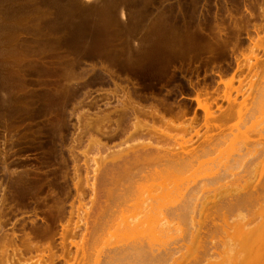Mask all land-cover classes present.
Wrapping results in <instances>:
<instances>
[{"label":"rangeland","instance_id":"rangeland-1","mask_svg":"<svg viewBox=\"0 0 264 264\" xmlns=\"http://www.w3.org/2000/svg\"><path fill=\"white\" fill-rule=\"evenodd\" d=\"M120 13L124 14L126 20L120 18ZM250 27H255L257 31L251 32L248 29ZM218 29L222 33L221 37L218 36L219 32L216 33ZM245 32L249 37L253 34L250 40L242 38ZM258 37L259 42L263 43L264 0H0V240L4 233L7 236L13 234L8 237L16 238V245L23 241L22 238H26L23 245H17V248L20 247L26 256L30 252L33 258L39 252L46 253V263L49 264H96L93 262L96 258L102 261L105 258L102 257L109 255V251L115 246H120L125 241L127 243L136 236H142V239L144 237L145 241L152 240L146 225L135 234L128 233V236L122 230L125 220H131L136 212L138 214L140 205L142 209L150 206L155 208L153 219L163 225L170 218V209L178 208L187 201L190 216L187 214L185 218L180 215L182 219L177 217L173 222L176 231L170 237L156 242L153 238L154 243L150 240L147 242L143 261H148L143 264H238L247 261L246 256L256 244L262 247L259 239L261 243L264 242V45L262 44V50L254 48L256 59L262 60V64L260 61L257 65H252V70L248 67L251 64H243L252 44L258 43ZM206 59L210 63L227 62L230 66L234 63L237 65L235 70L226 67L218 86L225 92L222 81L234 75L232 84L234 88L239 87L240 93L233 89L230 95L235 96L237 103L243 101V116H233L223 121L219 118L206 119L208 123H213L214 120L218 124L225 122L223 132L215 128L205 130L204 119L202 124H195L193 121L183 120L182 116L177 117L178 120L181 118V123L183 120L193 124V130L190 131L198 129L202 139L193 133L191 136L190 132L189 135L180 133V129L172 131L173 134L177 133V141H180L181 134L187 135L184 138H193V143H190L192 146H186V149H192L191 159L187 156L190 161L184 159L189 163L178 160L175 163L177 166H154L156 171L149 172V169L144 168L145 164L148 168V156L140 151V145L148 138L145 137L147 134L142 137L132 129V135L125 136L130 131L129 128H132L131 123L134 121L131 120H134L135 115V121L137 118L140 119L139 122L145 117L140 115L138 109L131 111L129 104L125 114L120 113L124 110L122 104L116 102L117 97L120 99L123 94H120V90L130 93L128 97L135 99L134 104L136 98L141 103L137 94L142 91L141 87H146V91L155 90L160 82L174 80L178 74H187L193 64L201 65ZM247 59V62L251 59L252 64L256 60L253 56ZM49 62L52 63L47 67ZM42 63L48 64L44 66ZM196 69L199 67H195ZM57 75L61 78H57ZM64 76L67 77L63 78ZM128 77L133 83L127 80ZM239 78L242 79L241 87L238 85L239 80H236ZM152 81L158 83L152 84ZM115 82L118 83L115 85ZM145 82L148 84L144 85ZM119 84L125 86L120 87ZM56 88H61V91ZM126 89L128 91H124ZM99 114L101 118L110 119L102 121L104 119L101 120ZM112 117L121 118L122 126L117 125L118 118L117 122ZM82 119L87 120V123ZM176 119L174 123L178 121ZM155 123L152 124L156 125ZM202 134H211L210 140L203 141ZM96 141L99 143L96 144ZM128 157L132 162L135 161L134 165L131 162L129 171H136L135 174L144 168L145 174L141 171L142 176L134 177L135 174L132 177V172L127 171L124 165L130 162ZM234 159L238 161L235 163L241 161L240 166L232 163ZM141 161L145 163L142 166ZM151 165L150 169H153ZM230 168H233L232 171ZM114 170L120 171L116 173ZM102 171H108L105 172L107 175ZM109 172L116 173L113 176L115 179L110 177L112 174L109 175ZM124 173L127 176H122ZM149 173L150 177L147 176ZM140 176L145 177L141 179ZM103 178L110 180V184L113 181L111 179H114V185L109 186L107 183L106 186L100 180ZM99 181L102 182V187L99 185L102 189L105 186L109 190L113 187L110 195L107 189L106 192L98 189ZM191 187L196 190L193 191ZM100 191L106 193L104 196H108V199ZM242 193H251L250 196L253 194L254 197L257 194L259 206L256 203V207L239 205V195H245ZM132 204L135 207L139 205L137 211V207H130ZM198 208H201L199 212ZM112 212L116 217L111 216ZM108 214L114 222L109 219ZM154 220L151 219L152 222ZM95 221L100 224H95ZM242 223L245 226L242 227ZM110 224L114 226L111 227ZM118 225L121 229L116 227ZM260 225H263V229ZM240 226L243 231H247L242 232ZM4 238L7 239L5 236ZM27 238L36 242L38 249L34 246L25 250ZM83 239H86L85 242H95L86 245ZM11 245L7 249L13 246ZM9 249L7 253L9 252L10 257L12 249ZM200 252L204 253L203 256ZM51 254L55 256L52 257ZM243 255H246L247 260ZM261 256L264 260V254ZM260 260L262 262L261 258Z\"/></svg>","mask_w":264,"mask_h":264},{"label":"bare ground","instance_id":"bare-ground-1","mask_svg":"<svg viewBox=\"0 0 264 264\" xmlns=\"http://www.w3.org/2000/svg\"><path fill=\"white\" fill-rule=\"evenodd\" d=\"M88 1V0H87ZM164 3V2H163ZM169 12V11H168ZM44 16V15H43ZM47 16V15H46ZM120 18L121 19H123V20H126V17L124 16V14L123 13H120ZM235 23V22H234ZM223 24V23H222ZM219 26V25H218ZM218 28V27H217ZM215 29V28H214ZM219 29H221V28H219ZM218 29V31H216V33L217 32H219L218 33V36H220V30ZM133 30V29H132ZM143 31V30H142ZM213 31V30H212ZM215 31V30H214ZM221 31H222V29H221ZM238 31V30H237ZM241 31V30H240ZM257 31V30H256ZM236 32V31H235ZM127 33V32H126ZM132 33V32H131ZM164 33V32H163ZM206 33V32H205ZM49 34H51V33H49ZM140 34V33H139ZM208 34V33H207ZM222 34V33H221ZM209 36V35H208ZM213 36V35H212ZM218 36H216V37H218ZM39 37V36H38ZM152 37V36H151ZM221 37V36H220ZM42 38V37H41ZM219 38V37H218ZM259 38V39H258ZM257 39V41H258V43H254V44H252L253 45V47L252 48H250L249 50H250V52H249V55H248V57H244L243 55V57L246 59V62H243V64L244 63H247V64H245V65H250V66H248L249 68L250 67H252V65H257V63H260V61H261V64H262V60H258V59H256V54L254 53L255 51V49L254 48H256V49H260L261 48V50H262V44L264 45V41L261 39V41L263 42V43H261V42H259L260 41V37H258ZM133 39V38H132ZM220 39V38H219ZM211 40H213V38L211 39ZM222 40V39H221ZM226 41V40H225ZM220 42V41H219ZM223 42V41H222ZM237 42V41H236ZM19 43V42H18ZM179 44L181 43V41H179L178 42ZM183 43V42H182ZM233 43V42H232ZM253 43V42H252ZM261 43V44H260ZM86 44V43H85ZM178 44V45H179ZM171 45V44H170ZM184 45H186V44H184ZM38 46V45H37ZM189 46V45H188ZM39 47V46H38ZM120 47V46H119ZM118 47V48H119ZM167 47H169V46H167ZM172 47V46H171ZM229 47H231V46H229ZM234 47V46H233ZM232 47V48H233ZM250 47V46H249ZM109 48H111V47H109ZM231 48V49H232ZM236 48V47H235ZM116 49V48H115ZM129 49V48H128ZM189 49V48H188ZM230 49V48H229ZM230 49V50H231ZM39 50V49H38ZM107 50H109V49H107ZM116 51V50H115ZM189 51V50H188ZM263 51H264V49H263ZM190 52V51H189ZM130 53V52H129ZM191 53V52H190ZM229 53V52H228ZM128 54V53H127ZM7 55V54H6ZM192 56V55H191ZM190 56V57H191ZM246 56V55H245ZM249 56H250V58L253 56V58L254 59H256L255 60V62L252 64L251 63V59H249V61H250V63H249V61L247 62V58H249ZM72 57V56H71ZM131 57V56H130ZM51 58V57H50ZM55 60H56V58H54ZM65 59V58H64ZM36 60V59H35ZM44 60V59H43ZM42 60V61H43ZM47 60V59H46ZM259 62H258V61ZM48 61H49V59H48ZM56 62V61H55ZM55 62H54V65H55ZM70 62V61H69ZM74 62V61H73ZM238 62V61H237ZM33 63V62H32ZM52 62H49V65H47L46 63H42V64H44V66H45V64L47 65V67L49 66L50 67V64H51ZM60 63V62H59ZM214 63V62H213ZM240 63V62H239ZM238 63V64H239ZM33 64H36V63H33ZM63 64V63H62ZM67 65L68 64H71V63H66ZM65 64V65H66ZM74 64V63H73ZM53 64H52V66H54ZM65 65H63V66H65ZM102 65V64H101ZM254 65V66H255ZM51 66V67H52ZM56 67H57V65H55ZM211 66V65H210ZM246 66V67H247ZM259 66V65H258ZM261 66V65H260ZM33 67V66H32ZM60 67V66H59ZM58 67V68H59ZM72 67V66H71ZM70 67V68H71ZM105 67V66H104ZM245 67V68H246ZM247 67V68H248ZM1 68V67H0ZM30 68V67H29ZM53 68V67H52ZM65 68V67H64ZM68 68V67H67ZM106 68V67H105ZM238 68H239V66H238ZM246 68V69H247ZM259 68V67H258ZM251 69V68H250ZM48 70V69H47ZM71 70H73V69H71ZM219 70V69H218ZM252 70V69H251ZM45 71V70H44ZM53 71V70H52ZM67 70H65V72H66ZM69 71V70H68ZM241 72V71H240ZM56 73V72H55ZM64 73V72H63ZM67 73V72H66ZM114 73V72H113ZM242 73V72H241ZM256 73V72H255ZM254 73V74H255ZM10 74V73H9ZM59 74H61V73H59ZM58 74V75H59ZM68 74H70V71H69V73ZM68 74H66L67 76H68ZM196 74V73H195ZM254 74H253V76H254ZM58 75H57V78H59L58 77ZM112 75V74H111ZM118 75V74H117ZM236 75V74H235ZM67 76H64L63 78H66ZM72 76V75H71ZM71 76H70V78H71ZM119 76V75H118ZM197 76V75H196ZM240 76V75H239ZM238 76V77H239ZM38 77V76H37ZM75 77V76H74ZM125 77V76H124ZM32 78V77H31ZM44 78V77H43ZM50 78H53V77H50ZM55 78H56V75H55ZM61 78V77H60ZM126 78V77H125ZM237 78V77H236ZM47 79V78H46ZM48 79H49V77H48ZM68 79H69V77H68ZM74 79V78H73ZM188 79V78H187ZM245 79V78H244ZM40 80V79H39ZM55 80V79H54ZM62 80H64V79H62ZM67 79H65V81H66ZM104 80V79H103ZM113 80V79H112ZM127 80H129V77L127 78ZM188 80H190V79H188ZM195 80V79H194ZM204 80V79H203ZM226 81H222V83L224 84V86H225V89L226 90H224L225 92L223 93V95H224V97H225V100L227 101V104H228V106L226 107V108H224L225 110H223V109H220V106H219V111H221L222 110V112H217V113H215V111H213V110H211V107L209 106V104L207 103V101L208 100H206L205 98H202V99H205L204 101L202 100V99H200L198 96L197 97H195V101H196V105H197V107L198 108H201V111H203L204 113V117L205 118H203L204 119V126L206 127V128H204L205 130L207 129V130H210V129H213V128H215V129H218L219 131H221V132H223V126H225L224 124H226L225 122H224V124L222 123V121L223 120H227V119H229V118H232L233 116L235 117V118H241L242 116H243V113H244V111H243V101L242 102H239V103H237V101H236V98H234L235 96H231L230 95V92H231V90H233V89H235L234 91L235 92H239V87H235L234 88V86H233V81L235 80V77H234V75H232L229 79H225ZM236 80H239L238 81V85L240 86V84L242 83V79H236ZM1 81V80H0ZM37 81V80H36ZM68 81V80H67ZM130 81V80H129ZM133 81V80H132ZM132 81H130V82H132ZM244 81V80H243ZM2 82V81H1ZM56 82V81H55ZM189 84H190V82L191 81H187ZM43 83V82H42ZM61 83V82H60ZM65 83V82H64ZM68 83V82H67ZM116 83H118V82H115V85H116ZM133 83V82H132ZM218 83V82H217ZM193 84V83H192ZM55 85H57V83L55 84ZM68 85V84H67ZM120 85V84H119ZM128 85V84H127ZM126 85V86H127ZM0 86H1V84H0ZM45 86V85H44ZM49 86V85H48ZM69 86V85H68ZM71 86V85H70ZM124 87L125 85H120V87ZM190 86H192V85H190ZM215 86V85H214ZM36 87V86H35ZM51 87V86H50ZM55 87V86H54ZM57 87V86H56ZM59 87H60V85H59ZM66 87V86H65ZM128 87V86H127ZM193 87V86H192ZM218 87V86H217ZM216 87V88H217ZM241 87V86H240ZM250 87H251V85H250ZM1 89V88H0ZM57 89V88H56ZM61 89V88H60ZM60 89H57L58 91L60 90ZM165 89H167V88H165ZM214 89V88H213ZM218 89V88H217ZM2 90V89H1ZM50 90V89H49ZM198 90V89H197ZM205 90V89H204ZM203 90V91H204ZM210 90V89H209ZM6 91V90H5ZM54 91V90H53ZM61 91V90H60ZM114 91V90H113ZM124 91H128V89H126V90H124ZM198 91H200V90H198ZM241 91V90H240ZM130 92V91H129ZM201 92V91H200ZM212 92H213V90H212ZM211 92V93H212ZM222 92V91H221ZM5 93V92H4ZM55 93H56V90H55ZM110 93V92H109ZM111 93H113L112 91H111ZM114 93L116 94V92L114 91ZM119 93V92H118ZM124 94L125 92H123V91H121L120 90V94ZM127 93V92H126ZM125 93V94H126ZM164 93H165V91H164ZM209 93V92H208ZM214 93H215V91H214ZM217 94H218V92H216ZM240 93V92H239ZM62 94V93H61ZM123 94H122V96H121V98L123 97ZM124 94V95H125ZM135 94V93H134ZM138 94V93H137ZM54 95V94H53ZM64 95V94H63ZM118 95V94H117ZM117 95H115V96H117ZM128 95H130V93L128 94L127 93V95H125L122 99L120 98L119 99V97H117V101L116 102H120V104H122V109H124V110H122V109H120V110H122V111H120V113L122 112L123 114H125L124 113V111H125V109L128 107L127 105L129 104V107L132 109H130L131 111H134L135 109H138L140 112H142V114L143 115H146L149 111L147 110V113H146V111H145V113L143 112L144 110H143V108L141 107V105H139L140 104V101L138 102L137 101V98H136V103H139V104H134L133 103V100H135L134 98L133 99H131V97H128ZM151 95V94H150ZM153 95V94H152ZM206 95V94H205ZM208 95V94H207ZM206 95V96H207ZM235 95H237V94H235ZM149 96V95H148ZM180 96V95H179ZM193 96V95H192ZM215 96V95H214ZM82 97V96H81ZM106 97V96H105ZM153 97H156V96H153ZM204 97V96H203ZM210 97H211V95H210ZM213 97V96H212ZM220 97V96H219ZM3 98V97H2ZM1 98V99H2ZM4 98H6V97H4ZM158 98H160V97H158ZM7 99V98H6ZM5 99V100H6ZM108 99V98H107ZM162 99V98H161ZM177 99V98H176ZM4 100V99H3ZM2 100V101H3ZM211 100H212V98H211ZM214 100V99H213ZM155 102V101H154ZM2 103V102H1ZM86 103V102H85ZM107 103V102H106ZM151 103V102H150ZM6 104V103H5ZM5 104H3V105H5ZM88 104V103H87ZM176 104H177V102H176ZM175 104V105H176ZM9 105V104H8ZM35 105V104H34ZM153 105H154V103H153ZM211 105V104H210ZM1 106V105H0ZM71 106V105H70ZM110 106V105H109ZM117 106V105H116ZM115 106V107H116ZM154 106H156V105H154ZM165 106V105H164ZM178 106H179V104H178ZM12 107V106H11ZM162 107V106H161ZM172 107V106H171ZM181 106H179V109L178 108H176V110L178 109L181 113H179L178 115H177V117H179V116H182L181 118L184 120V109H185V107L183 108L182 107V109H183V112L181 111V108H180ZM7 108V107H6ZM5 108V109H6ZM8 108H10V107H8ZM46 108V107H45ZM62 108V107H61ZM71 108V107H70ZM11 109V108H10ZM10 109H8V110H10ZM151 109H152V111H153V109L154 108H152L151 107ZM193 109V108H192ZM212 109H215V108H212ZM218 109V108H217ZM7 110V109H6ZM71 110H72V108H71ZM100 110V109H99ZM112 110V109H111ZM128 110V109H127ZM129 110V111H130ZM154 110H156V109H154ZM3 111V110H2ZM48 111V110H47ZM51 111V110H50ZM61 111H62V109H61ZM79 111V110H78ZM193 111V110H192ZM68 112V111H67ZM84 112V111H83ZM127 112V111H126ZM135 112V111H134ZM136 112H137V110H136ZM154 112V111H153ZM248 112V111H247ZM3 113V112H2ZM6 113V112H5ZM87 113V112H86ZM120 113H117V115L118 116H120L121 114ZM132 113V112H131ZM155 113V112H154ZM154 113H153V116H154ZM8 114V113H7ZM45 114V113H44ZM49 114V113H48ZM81 114V113H80ZM79 114V115H80ZM84 115H85V113H83ZM106 114H108V116H110L109 115V113H106ZM105 114V116H107ZM126 114H128V113H126ZM130 114V113H129ZM155 114H158L159 115V113H158V110H156V113ZM167 114V113H166ZM36 115V114H35ZM38 115V114H37ZM88 115V114H87ZM96 115L97 114H95L94 115V117H96ZM100 115V114H99ZM140 115H141V113H140ZM168 115V114H167ZM174 115V114H173ZM201 115V114H200ZM45 116V115H44ZM56 116V115H55ZM82 116V115H81ZM89 116V115H88ZM104 116V117H105ZM124 116V115H123ZM131 116H132V114H131ZM131 116H130V118H131ZM136 116V115H135ZM135 116H134V120H131V122L132 121H134V123H131L132 125V128L130 127L129 128V130L130 131H127L128 130V127H127V130L124 128V131L126 132L127 131V135L125 134V136L127 137L128 135H132L131 134V130L133 129V132H135V133H138V134H140V135H143L142 137H144L146 134H147V136H145V137H148L145 141H146V143H144L143 142V144H141L140 145V151L141 152H143V155L144 156H148V157H146V161H147V165H148V168L147 167H145L146 166V164L144 163V161H141V166L142 165H144V168L145 169H149V170H147V171H149V172H152V170H155V168H154V166H171V165H173V164H175L176 163V161H178V160H181L182 162H183V160L185 159H187V161H190L189 159H191V157H190V153H191V150L192 149H186V146L188 145V146H192L190 143L192 142L193 143V138L191 137L193 134L194 135H196V136H200V134H199V131H198V129L197 130H194V131H190V129H192L193 128V126H191V125H193V124H189L188 122H191L192 120L191 119H189V120H191V121H189L188 120V122H184L183 120H182V123H181V118H179V120L178 119H176L177 117H173L172 116V114H171V116L174 118V119H176V120H178L176 123H174V120H172V119H170V116H169V119L167 118V120H165L164 119V117L162 116V115H160V117L159 116H156V118H157V120H155L156 121V125H154V124H152L154 121H151V123L149 124V123H146L148 120H147V116H148V114H147V116H145V118H144V120H147V121H143V118H142V122H139L140 121V119L138 120L137 118H136V121H135ZM187 116V115H186ZM194 116V115H193ZM196 116V115H195ZM61 117V116H60ZM78 117H80V116H78ZM77 117V119L79 120L80 118H78ZM84 117V116H83ZM99 117V116H98ZM121 118H122V115L120 116ZM125 117V116H124ZM128 117V116H127ZM158 117L160 118V119H158ZM86 118H88V117H86ZM99 118H101V115H100V117ZM107 118H109L110 119V117H107ZM106 118V119H107ZM113 119H114V117H112ZM111 118V119H112ZM119 119V122H118V119ZM121 118H119V117H116L115 119H117V122L119 123V124H117L115 121H112V122H115V124H117V125H120V119ZM138 118H141V117H139L138 116ZM152 118V117H151ZM192 118V117H191ZM207 118H210V120H212L211 118H214L215 120L217 119V118H219V119H221L222 121L221 122H219V124H218V121H217V123L215 122L214 123V121H213V123H208L207 121L208 120H206ZM90 119H92L93 120V118H89V120ZM96 119V118H95ZM102 119H104V118H101V120ZM106 119H104V120H102V121H105ZM114 119V120H115ZM128 119V118H127ZM162 119V120H161ZM164 119V120H163ZM197 119V118H196ZM201 119V118H200ZM83 121H86V123H87V120H84V119H82ZM81 120V121H82ZM108 120V119H107ZM129 120V121H130ZM150 120H152V119H150L149 118V121ZM158 120H161V121H163V123H158ZM198 120V119H197ZM218 120V119H217ZM80 121V120H79ZM99 121V120H98ZM125 121V120H124ZM128 120H126L125 121V123L127 122ZM148 121V122H149ZM161 121H159V122H161ZM200 121V120H199ZM56 122V121H55ZM90 122V121H89ZM88 122V123H89ZM101 122V121H100ZM111 122V121H110ZM194 122H195V120H194ZM203 122V121H202ZM202 122H201V124H202ZM211 122V121H210ZM83 123V122H82ZM85 123V124H86ZM98 123V122H97ZM96 123V124H97ZM129 122H127V124H128ZM221 123V124H220ZM78 124V123H77ZM110 124V123H109ZM123 124V123H122ZM157 124H159V125H157ZM195 124H197V122H195ZM81 125V124H80ZM90 125V124H89ZM103 125V124H102ZM114 125V124H113ZM124 125H126V124H124ZM47 126V125H46ZM60 126V125H59ZM84 126V125H83ZM82 126V127H83ZM96 126V125H95ZM122 125H120V127H121ZM198 126V125H197ZM82 127H81V129H82ZM86 127V126H85ZM89 127V126H88ZM91 127V126H90ZM103 127V126H102ZM101 127V128H102ZM196 127V126H195ZM57 128V127H56ZM77 128H79V127H77ZM97 128H99V126H97ZM97 128H95V129H97ZM115 128V127H114ZM84 129V128H83ZM88 128H86L85 130H87ZM100 129V128H99ZM98 129V130H99ZM108 129H111V128H108ZM107 129V130H108ZM122 129V128H121ZM176 129H180L181 131H180V133H183V134H185V133H188V132H190V137H188V138H184V136H187V135H189V133L187 134V135H184L183 136V134H181L180 135V141H177L176 140V138H175V136H176V134H173L172 133V131H174V130H176ZM214 129V130H215ZM84 130V131H85ZM104 130V129H103ZM102 130V131H103ZM114 129H112V131H113ZM193 130V129H192ZM78 131V130H77ZM81 131V130H80ZM83 131V132H84ZM88 131V130H87ZM97 131V130H96ZM101 131V130H100ZM104 131H106V130H104ZM111 132V131H110ZM85 133V132H84ZM99 132H97V134H98ZM105 133H107V132H105ZM122 133H123V131H122ZM193 133V134H192ZM78 134V133H77ZM86 134H88V133H86ZM109 134V133H108ZM112 134V133H111ZM110 134V135H111ZM121 134V133H120ZM220 134V133H219ZM113 135V134H112ZM119 135V134H118ZM122 135V134H121ZM202 135H204V136H202V137H204L203 139V141H208V140H210V136H211V134L208 136V135H205V134H202ZM91 136V135H90ZM89 136V137H90ZM103 136H104V134H103ZM108 136V135H107ZM121 137V136H120ZM195 137V136H194ZM91 138V137H90ZM119 138V137H118ZM122 138V137H121ZM200 138H201V136H200ZM246 138V137H245ZM86 139V138H85ZM124 139H125V137H124ZM123 139V140H124ZM129 139H130V136H129ZM202 139V138H201ZM91 140V139H90ZM120 140H122V139H120ZM93 142V141H92ZM123 142V141H122ZM95 143V142H94ZM99 143V141H96V144H98ZM248 143V142H247ZM121 144V143H120ZM215 144V143H214ZM159 145V146H158ZM253 146V145H252ZM250 147V146H249ZM254 148H252V150H253ZM250 150V149H249ZM251 150V151H252ZM255 150H257L258 151V149H255ZM261 150V149H260ZM250 151V152H251ZM257 151H256V154H257ZM127 152V151H126ZM259 152V151H258ZM262 152H264V151H262ZM136 153V152H135ZM162 153V154H161ZM260 153V152H259ZM127 154V153H126ZM246 154V153H245ZM248 154V153H247ZM255 154V155H256ZM264 154V153H263ZM189 155V156H188ZM138 156V155H137ZM189 157V159H188V157ZM253 156V155H252ZM258 156V155H257ZM256 156V157H257ZM132 157V156H131ZM187 157V158H186ZM255 157V156H254ZM255 157V158H256ZM122 158V157H121ZM135 158V157H134ZM137 158V157H136ZM133 159V158H132ZM139 159V158H138ZM128 160H130V162L128 161V163H130L131 164V162H132V160H131V158L129 159V157H128ZM134 160V159H133ZM185 160H184V162H185ZM237 160H239L238 158H237ZM253 160V159H252ZM198 161H200V160H198ZM197 161V162H198ZM134 162L135 161H133L132 162V164L134 165ZM137 162H139L138 160H137ZM137 162H136V165H137ZM183 162V163H184ZM235 162H238V161H235V159L233 160V164H239V163H241V161L239 162V163H235ZM118 163V162H117ZM127 163V165H129V166H127L125 163H124V165H125V167H126V169H127V171H129V167H130V170H131V166H132V164L130 165V164H128ZM144 163V164H143ZM148 163H151V164H148ZM188 164L189 162H185V164ZM229 163V162H228ZM3 164V163H2ZM177 164V163H176ZM175 164V165H176ZM182 164V163H181ZM184 164V165H185ZM244 164V163H243ZM247 164V163H246ZM249 164V163H248ZM119 165V164H118ZM121 165V164H120ZM150 165L153 167V169H150ZM192 165V164H191ZM116 166V165H115ZM140 166V165H139ZM141 166H140V168H141ZM177 166V165H176ZM196 166V165H195ZM229 166H231L230 164H229ZM233 166H235V165H233ZM239 166H240V164H239ZM111 167V166H110ZM119 167V166H118ZM128 167V168H127ZM136 167V166H135ZM138 167V166H137ZM136 167V168H137ZM151 167V168H152ZM232 167V166H231ZM3 168V167H2ZM115 168V167H114ZM134 168V167H133ZM133 168H132V170H133ZM144 168H142V169H139V170H141L142 172H143V170L145 171V169ZM108 169H110L109 167H108ZM112 169H113V167H112ZM119 169H120V167H119ZM123 169V168H122ZM121 169V170H122ZM125 169V170H126ZM231 169V171H232V169L233 168H230ZM2 170H4V169H2ZM103 170V169H102ZM104 170H105V167H104ZM124 170V169H123ZM235 170V169H234ZM233 170V171H234ZM110 171V170H109ZM115 171V170H114ZM118 171H120V170H118ZM118 171H115L116 173L118 172ZM141 171H138L137 173H135L134 174V172H136V171H129V172H132L131 174H133V175H131L132 177L134 176V177H136V176H138V175H141L142 174V172ZM146 171V172H147ZM156 171V170H155ZM155 171L153 172V173H155ZM264 171V170H263ZM102 172H104V171H102ZM105 172H108V171H105ZM104 172V173H105ZM110 173L111 172H109V175H110ZM115 173V174H116ZM120 173H122V171L120 172ZM139 173V174H138ZM144 173V172H143ZM60 174V173H59ZM106 174V173H105ZM112 174V176L110 175V177H112V178H114L115 179V177H113L115 174H113V173H111ZM123 174V173H122ZM125 175H122V176H127V174L126 173H124ZM145 174V173H144ZM107 175V174H106ZM121 175V174H120ZM149 175V176H148ZM264 175V174H263ZM128 176H129V174H128ZM142 176V175H141ZM140 176V177H141ZM147 176L148 177H150V173L149 174H147ZM153 176V175H152ZM97 177V179H98V177H99V174H98V176H96ZM95 177V178H96ZM103 177H105V178H108V177H106V176H103ZM109 177V178H110ZM118 177V176H117ZM145 177V176H144ZM144 177H141V179L142 178H144ZM233 177V176H232ZM263 177V176H262ZM261 177V178H262ZM100 178H102V177H100ZM108 178V179H109ZM128 178V177H127ZM131 178V177H130ZM129 178V179H130ZM164 178V177H163ZM182 178V177H181ZM108 179H100V180H103V184H107V185H111V186H113L114 184V179H111V180H113V181H111V183L113 184H110L109 183V181L110 180H108ZM117 180V179H116ZM128 180V179H127ZM136 180V179H135ZM140 180V179H139ZM166 180H168V179H166ZM165 180V181H166ZM106 181H108V182H106ZM128 181H130V180H128ZM164 181V182H165ZM206 181V180H205ZM221 181V180H220ZM241 181V180H240ZM98 182V181H97ZM96 182V183H97ZM106 182V183H105ZM132 182L134 183V181L132 180ZM161 182H163L162 180H161ZM189 182V181H188ZM219 182V181H218ZM244 182H246V181H244ZM261 182V181H260ZM151 183H153V182H151ZM196 183H198V182H196ZM201 183V182H200ZM262 183V182H261ZM98 184V185H97ZM97 184H95V186L97 185V187L100 185V184H102V182L100 183V181H99V183H97ZM116 184H118V182L116 183ZM131 184V183H130ZM153 184H155V183H153ZM168 184V183H167ZM203 184V183H202ZM243 184V183H242ZM104 185V186H105ZM106 185V186H107ZM166 185V184H165ZM187 185H189V184H187ZM196 185V184H195ZM239 185H241V183L239 184ZM259 185V184H258ZM91 186H92V184H91ZM101 186V185H100ZM99 186V188L98 189H100L101 187ZM106 186H105V189H107L108 190V195H110L109 194V192H111V189H113V187L109 190L108 188H106ZM118 186H120V185H118ZM125 186V185H124ZM197 186V185H196ZM242 186V185H241ZM116 187V186H115ZM126 187V186H125ZM135 187V186H134ZM146 187H148V186H146ZM151 187V186H150ZM154 187H155V185H154ZM157 187V186H156ZM161 187V186H160ZM189 187V186H188ZM200 187V186H199ZM199 187H197V188H199ZM229 187V186H228ZM233 187V186H232ZM248 187V186H247ZM127 188V187H126ZM152 188V187H151ZM192 188V187H191ZM238 187H236V189H237ZM240 188V187H239ZM257 188V187H256ZM255 188V189H256ZM84 189V188H83ZM83 189H81V190H83ZM97 189V188H96ZM95 189V190H96ZM104 189V188H103ZM102 188H101V190H103ZM105 189H104V191H105ZM138 189V188H137ZM146 188H144V190H145ZM157 189H159V188H157ZM156 189V190H157ZM178 189V188H177ZM193 189V188H192ZM195 189V188H194ZM194 189H193V191H194ZM106 190V191H107ZM148 190V189H147ZM150 190V189H149ZM155 190V189H154ZM155 190V191H156ZM182 190L184 191V189L182 188ZM196 190V189H195ZM241 190V189H240ZM239 190V191H240ZM76 191V190H75ZM92 191V190H91ZM93 191H94V189H93ZM97 191V190H96ZM95 191V192H96ZM105 191V192H106ZM114 191V190H113ZM112 191V192H113ZM118 191H119V189H118ZM142 191V190H141ZM259 191V190H258ZM82 191H80V193H81ZM101 192V194H103V196L106 194V193H102V191H100ZM114 192H116V191H114ZM139 192V191H138ZM150 192V191H149ZM158 192V191H157ZM262 192V191H261ZM99 193V192H98ZM134 193H136V191L134 192ZM155 193V192H154ZM190 193V192H189ZM247 193V192H246ZM246 193H242V194H245L244 196H241V195H239V197H238V200H237V203L239 204V205H242V207H249L248 205H255V203L256 204H258L257 203V194L255 195V197H254V195L252 194V196H250L251 195V193H250V195H246ZM82 194V193H81ZM144 194V193H143ZM148 194H150V193H148ZM185 194V193H184ZM249 194V193H248ZM95 195V194H94ZM113 195V194H112ZM146 195V194H145ZM260 195V194H259ZM262 195V194H261ZM100 196V195H99ZM99 196H97L98 198H99ZM125 196V195H124ZM134 196V195H133ZM136 196H137V194H136ZM135 196V197H136ZM141 196H144V195H141ZM150 196H151V194H150ZM164 196V195H163ZM235 196V195H234ZM105 197V196H104ZM104 197H102V198H104ZM117 197V196H116ZM138 197H140V196H138ZM146 197V196H145ZM261 197V196H260ZM264 197V196H263ZM80 198V197H79ZM108 199V196H106L105 197V199ZM144 198V197H143ZM122 199V198H121ZM133 199H134V197H133ZM141 199V198H140ZM148 199V198H147ZM146 199V200H147ZM214 199V198H213ZM259 199V198H258ZM98 200V199H97ZM96 200V201H97ZM131 200V199H130ZM138 200H139V198H138ZM144 200V199H143ZM99 201V200H98ZM111 201V200H110ZM137 201V200H136ZM140 201V200H139ZM142 201V200H141ZM260 201V200H259ZM106 202H107V200H106ZM133 202V201H132ZM146 202V201H145ZM100 203V202H99ZM105 203V202H104ZM108 203H109V201H108ZM140 203V202H139ZM143 203V202H142ZM147 203V202H146ZM233 203V202H232ZM235 203V202H234ZM103 204V203H102ZM121 204V203H120ZM57 205V204H56ZM99 205H101V204H99ZM108 205V204H107ZM133 205H135V204H132L130 207H132ZM191 205V204H190ZM219 205V204H218ZM234 205V204H233ZM235 205H236V203H235ZM261 205V204H260ZM262 205H264V202H263V204ZM262 205H261V207H262ZM105 206V205H104ZM149 206V205H148ZM163 206V205H162ZM221 206V205H220ZM258 206H259V204H258ZM106 207V209H107V206H105ZM109 207V206H108ZM111 207H113V206H111ZM137 207V209H136V211L138 210V208H139V205L138 206H136ZM135 206H133V208H136ZM144 207V206H143ZM189 203L187 202V201H185V202H183L181 205H180V207H178V208H175V209H170V211H169V216H170V218L169 219H167L166 221H165V223L162 225V224H158L157 222H160V221H157V222H155L156 220H154L153 219V216H154V214L153 213H155L156 211H155V208H152L151 206H150V208L149 207H144L143 209H142V207H141V205H140V208L142 209H140L139 210V212H140V215H138L139 214V212H138V214H137V212H136V216L134 217H131L132 219L131 220H129V221H127V220H125V222L123 223V229L122 230H124V232H126V235L129 233V235L133 232L134 234H135V232L138 230V229H140L141 230V228H145V227H143L144 225H146L147 227H148V235L150 234L151 235V237H149V238H151L152 240H153V238L154 239H156V240H153V241H157L158 239H161V238H168V237H170V234H172L173 232H174V230L176 229V226H175V223H173L174 221H176V219H177V217L179 216L180 217V215H181V217H182V215L183 216H185V218H186V216H187V214H189ZM223 207V206H222ZM238 207V206H237ZM236 207V208H237ZM253 207V206H252ZM251 207V208H252ZM255 207H256V205H255ZM261 207H258V208H261ZM58 208V207H57ZM78 208V207H77ZM102 208V207H101ZM149 208V209H148ZM224 208V207H223ZM239 208V207H238ZM130 209V208H129ZM199 209H201V208H198V212H199ZM202 209H203V207H202ZM205 209V208H204ZM250 209V208H249ZM103 210H104V208H103ZM102 210V211H103ZM134 210V209H133ZM207 210V209H206ZM254 210V209H253ZM263 210H264V208H263ZM56 211H57V209H56ZM105 211H107V210H105ZM118 211V210H117ZM197 211H196V209H195V212H196V215H197ZM203 211V210H202ZM228 211V210H227ZM256 211V210H255ZM115 212V211H114ZM113 213V212H112ZM128 213V212H127ZM126 213V214H127ZM134 213V212H133ZM202 214H203V212H201ZM51 214V213H50ZM116 214H117V212H116ZM103 215V214H102ZM114 215V213L111 215V216H113ZM108 216H109V214H108ZM123 216V215H122ZM132 216V215H131ZM176 216V217H175ZM189 216H190V214H189ZM3 217V216H2ZM100 217H101V215H100ZM114 217H116L115 215H114ZM127 217H129V216H127ZM178 217V219H180ZM213 217V216H212ZM263 217V216H262ZM261 217V218H262ZM98 218V217H97ZM112 218V217H111ZM110 218V216H109V219H111ZM126 218V217H125ZM150 219V220H147V219ZM174 218V219H173ZM184 218V217H183ZM184 218V219H185ZM128 219V218H127ZM151 219L152 220H154L153 222L151 221ZM182 219V218H181ZM183 219V220H184ZM209 219V218H208ZM263 219V218H262ZM113 222H114V220L113 219H111ZM188 220V219H187ZM246 220V219H245ZM249 221V220H248ZM262 221V220H261ZM112 222V223H113ZM251 222V221H250ZM96 223H98L97 221H95V224ZM108 223H109V221H108ZM111 223V222H110ZM244 223V222H243ZM242 223V224H243ZM91 224H92V222H91ZM98 224H100V222L98 223ZM250 224V223H249ZM261 224V223H260ZM262 224H264V222L262 223ZM108 225V224H107ZM111 225V224H110ZM110 225H109V228H110ZM114 225H115V223H114ZM113 224L111 225V227L112 226H114ZM259 225V224H258ZM92 226V225H91ZM93 226H94V222H93ZM98 226V225H97ZM243 226H245L244 224L242 225V227ZM261 227L263 226V225H260ZM116 227H118L119 228V225L118 226H116ZM238 227H239V225H238ZM95 228V227H94ZM247 228V227H246ZM119 229H121V227L119 228ZM195 229V228H194ZM259 229V228H258ZM262 229H263V227H262ZM240 230H242V232H246L247 231V229H245L244 231H243V228L241 229V226H240ZM249 230H251V229H249ZM253 230V229H252ZM259 230H261V229H259ZM176 231V230H175ZM64 232V231H63ZM66 232H67V229H66ZM107 232V231H106ZM195 232V231H194ZM264 232V231H263ZM3 233V232H2ZM12 233V232H11ZM71 233V232H70ZM132 233V234H133ZM137 233V232H136ZM5 234V233H4ZM2 235L1 236V240L2 239H4V240H0L1 242H0V244L3 246V248H2V246H1V248H0V264H49V262L48 263H46V261L48 260H46V255H44V254H46V253H41V252H39L38 253V255H37V257H35V258H33V256L32 255H30L31 253L29 252V253H26L27 254V256L22 252L23 250H21V248L19 249V248H17V245H20V244H22L23 245V241H25V239H23L22 238V242L20 241V239H19V241L21 242V243H19V244H17L16 245V243L18 242H15L14 241V239H16V238H10V237H8V236H13V234L12 235H8L7 236V233H6V235ZM111 234V233H110ZM61 235H63V233L61 234ZM66 235V234H65ZM105 235V234H104ZM125 235V234H124ZM4 236L5 237H7V239L6 238H4ZM123 236V235H122ZM121 236V237H122ZM128 236V235H127ZM133 236V235H132ZM3 237V238H2ZM28 237V236H27ZM64 237V236H63ZM142 236H140L139 238H137V236L136 237H134L135 239H133V240H128V239H126V240H128L127 241V243H125V242H123L122 244L120 243V246L118 245V246H115L116 248H114V249H111V251H109L110 253H109V255H106V256H103L102 257V261H100V259H99V261L102 263V264H130L131 262V264H143V262H146V261H148V260H144L143 261V254L145 253V248L147 247L146 245L151 241V243L153 242L152 240H150L149 238V240L148 241H145V239H144V237H143V239L141 238ZM10 238V239H9ZM66 238V237H65ZM100 238H102V237H100ZM254 238V237H253ZM258 238V237H257ZM84 240V239H83ZM264 240V239H263ZM64 241V240H63ZM86 241V239L83 241V243H87V244H93L92 242H95L94 240H87V242H85ZM88 241L90 242L91 241V243H88ZM120 241V240H119ZM232 241V240H231ZM259 241H260V244H262V247H261V245L260 246H256L257 244H256V242H255V247H253V245H252V247H253V250L251 251V249H252V247L250 248V250L249 251H251V253H249L248 254V252H247V254L249 255H243L244 256V259H246L245 258V256L248 258V260L247 261H243V262H239V260H237L236 259V261H238L240 264H264V260H263V256H261V255H263L264 254V249L262 250V248H263V244H264V242L263 243H261V240L259 239ZM148 242V243H147ZM236 242V241H235ZM11 243H12V245L14 246H12L11 245ZM150 243V244H151ZM154 243V242H153ZM230 243V242H229ZM258 243V242H257ZM47 244V243H46ZM86 244V245H87ZM244 244V243H243ZM8 245H11L12 247H10L9 246V250L11 251V249H12V253L10 252V257L8 256V253H7V251H8V249H7V246ZM41 245V244H40ZM24 246H25V250L27 249V250H29V249H31L32 247H34L35 246V249H36V247L38 246V245H36V242L35 243H33V241L31 242V240H29V238H27V241L25 242V244H24ZM23 246V247H24ZM233 246H235L234 244H233ZM238 246V245H237ZM246 246V245H245ZM43 247H45V245L43 246ZM47 247H48V244H47ZM261 247V248H260ZM228 248V247H227ZM231 248V247H230ZM234 248H237V247H234ZM257 248V249H256ZM2 249V250H1ZM23 249V248H22ZM37 249H38V247H37ZM40 249H41V246H40ZM40 249H39V251H40ZM229 249V248H228ZM254 249H256V250H254ZM41 250H43V249H41ZM50 250V249H49ZM232 250V249H231ZM37 251V250H36ZM36 251H35V253H36ZM66 252H65V254L67 253V250H65ZM228 251V250H227ZM234 251V250H233ZM262 251V252H261ZM64 252V251H63ZM170 252H172V251H170ZM203 252V251H202ZM202 252H200L201 254H202ZM236 252V251H235ZM235 252H233V253H235ZM238 252V251H237ZM169 253V252H168ZM17 254H18V256H17ZM33 254V253H32ZM204 254V253H203ZM203 254H202V256H203ZM34 255V254H33ZM50 255V254H49ZM54 255V254H53ZM53 255L51 254V256L53 257ZM157 255H159V254H157ZM47 256H48V254H47ZM55 256V255H54ZM62 256V255H61ZM60 256V257H61ZM63 256H65L64 255V253H63ZM62 256V257H63ZM97 256V255H96ZM165 256V255H164ZM200 256V255H199ZM205 256V255H204ZM236 256V255H235ZM20 257L22 258L21 260H20ZM51 257V258H52ZM57 257V256H56ZM156 257H158V256H156ZM198 257V256H197ZM201 257V256H200ZM238 257V256H237ZM48 258H50V256H48ZM55 258V257H54ZM58 258V257H57ZM83 258V257H82ZM87 258V257H86ZM93 258V257H92ZM101 258V257H100ZM203 258V257H202ZM243 258V257H242ZM241 258V259H242ZM260 258L262 259V262H261V260H260ZM161 259V258H160ZM167 259V258H166ZM198 259V258H197ZM234 259V258H233ZM52 260V259H51ZM92 260V259H91ZM130 260V261H129ZM158 260V259H157ZM156 260V261H157ZM85 261V260H84ZM93 261V260H92ZM99 261H98V258H96L95 259V261H93L94 263H96L97 264V262L99 263ZM51 262H53V261H51ZM50 262V263H51ZM130 262V263H129ZM162 262V261H161ZM195 262V261H194ZM233 262H235V261H233ZM86 263V262H85ZM100 263V264H101ZM197 263V262H196ZM238 263V264H239ZM70 264V263H69ZM87 264V263H86ZM93 264V263H92ZM232 264V263H231Z\"/></svg>","mask_w":264,"mask_h":264},{"label":"flooded vegetation","instance_id":"flooded-vegetation-1","mask_svg":"<svg viewBox=\"0 0 264 264\" xmlns=\"http://www.w3.org/2000/svg\"><path fill=\"white\" fill-rule=\"evenodd\" d=\"M250 25H254V23H250ZM248 29L253 33L256 32L255 27H250ZM245 33L246 34L244 36H242V38H244L246 40H250V38L253 36V34H251L249 37V34H247V32H245ZM195 67H199V69L195 70ZM213 67H216L215 70L212 69ZM226 67H229L232 69L234 68V70H235L237 68V65H235V63H234L233 66H230L227 62L210 63V61L208 59H206L205 63H203L201 65L200 64H193L191 66V70L188 71L187 74H178L174 78V80L167 79L165 81V83L160 82L155 87V90L146 91L145 90V89H147L146 87H144V86L141 87L142 91H140L138 93L139 100H141L140 105L143 108L144 113H145V111L147 113V110L149 112L147 113L148 116L146 113H145L146 115H143L142 112H140V113L144 117L147 116L148 121H149V118L152 119L149 122L147 120H144V119L143 120L147 121V123L150 124L151 121L156 122L155 121V120H157L156 116L160 117V115H162L165 120H167V118L169 119V116H170V119L175 120L174 118L177 117V115L179 113H181L178 110L179 106H181L180 108H181L182 112H183L182 107L183 108L185 107L184 113H186V114L184 115V117H185L184 120L186 119L188 121L189 119L192 120L194 118L192 120L193 122L195 120V122H197V124H201V122L203 120V115H204L203 113L204 112L201 111V108H198L196 105L195 97L197 95L199 96L200 99H202V98L206 99L208 97L206 100H208L207 103L211 107V110L215 111V113H217V112L219 113L220 111L217 109L219 106H220V109H223L227 106V101L225 100V97L223 95V93H224L223 89H222V87L218 86L220 84L221 74L226 69ZM187 78L190 80H188ZM187 81H191L190 84ZM157 83L158 82H156V81H152V84H157ZM145 84H148V82H145L144 85ZM166 84H168L169 86H166ZM190 85H192L193 87ZM165 88H167V89H165ZM197 89L200 90L201 92L198 91ZM212 90H213V92H212ZM164 91H165V93H164ZM214 91H215V93H214ZM216 92H218V94ZM205 94L206 95L208 94V95L206 96ZM210 95H211V97H210ZM153 96H156V97H153ZM158 97H160V98H158ZM211 98H212V100H211ZM205 99H202V100L204 101ZM176 102H177V104H176ZM153 103L156 106H154ZM178 104H179V106H178ZM151 107L158 110L159 115L155 114L156 110L153 109V111L155 112L154 113L152 111ZM176 108H178V109L176 110ZM212 108H215V109H212ZM153 113H154V116H153ZM171 114L174 118L171 116ZM159 117H158V119H160ZM161 120H158V122ZM191 120H189V121H191Z\"/></svg>","mask_w":264,"mask_h":264}]
</instances>
